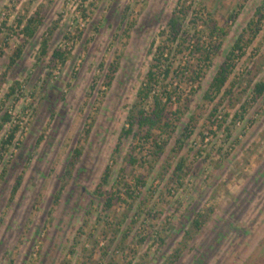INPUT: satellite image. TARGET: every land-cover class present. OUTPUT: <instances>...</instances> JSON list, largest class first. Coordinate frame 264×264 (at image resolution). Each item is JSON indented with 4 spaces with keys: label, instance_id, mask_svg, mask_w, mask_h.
<instances>
[{
    "label": "rangeland",
    "instance_id": "rangeland-1",
    "mask_svg": "<svg viewBox=\"0 0 264 264\" xmlns=\"http://www.w3.org/2000/svg\"><path fill=\"white\" fill-rule=\"evenodd\" d=\"M179 1L0 0V125L5 113L12 118L0 144L18 128L0 166V173L8 169L0 184V264H264V97L251 101L254 83L264 78V8L255 15L264 0H196L197 9L205 7L201 21L210 13L227 35L212 39L221 46L210 67L192 62L205 75L181 85L184 116L178 104L169 108L178 124L174 136L155 132L168 142L160 157L151 155L152 142L119 140L146 80L152 43L160 44ZM35 12L44 23L5 80L22 43L19 24ZM252 19L260 25L255 38L246 30ZM50 31L49 53L40 59ZM241 35L246 47L229 83L214 102L206 100ZM57 49L70 51L65 64L53 61ZM179 57L185 65L189 50ZM15 80L21 86L8 97ZM186 127L190 138L178 151ZM182 159L180 183L174 174ZM107 169L110 182L100 186ZM20 174L24 181L11 201ZM98 189L115 198L111 208ZM200 213L210 216L197 230Z\"/></svg>",
    "mask_w": 264,
    "mask_h": 264
},
{
    "label": "trees",
    "instance_id": "trees-1",
    "mask_svg": "<svg viewBox=\"0 0 264 264\" xmlns=\"http://www.w3.org/2000/svg\"><path fill=\"white\" fill-rule=\"evenodd\" d=\"M188 2H190L191 4L187 5ZM195 5L196 0H180L178 2L177 8L173 11L169 19L167 28L162 30L159 34L160 44L156 45L154 44V42L152 43L150 54L153 55V58L150 64V68L146 74V80L142 83L141 88L138 91L137 100L130 109L126 126L123 128L120 135V141H122L124 138L132 137L134 140L138 139L140 141V144L150 145V143L152 142L151 147L153 148L151 150V155L153 154L154 156L160 157L165 152L166 145L168 143L167 141H162L160 143V141L158 140V135L155 132H160V137L163 134H172L173 137L178 126V124H176L169 118V108L172 105L178 104L179 107L177 109V112L183 114L182 116L185 115L184 112H181V102L183 101L181 95L179 94L181 85L195 81L201 75H205V72H203V69L200 68V65H195L193 63L204 62L208 67H210L213 62V55L217 53V50H219L221 46L220 43L216 45L212 39L216 36L221 37L227 35V31L217 24L210 13L208 14L209 17H207L204 21H201L202 17H199L198 13H200L201 11H205V7H200L199 9H197ZM263 8L264 2L256 9L255 15H258ZM189 18L190 20H188ZM43 23L44 17L39 12H35L32 16L27 17L26 19H24V21L22 20L20 22L19 26L21 27V30L19 35L22 36V43L18 46L14 55L11 57L8 70L4 73L5 80L9 75V72L12 71L13 68L22 59L25 48L29 44L28 40L34 39L37 36L38 30ZM200 24H203V28H199ZM246 30H250L252 32V38H255L260 32V25L259 23H256L255 19H252L248 24V29ZM1 34H3V31L0 29V35ZM51 35L52 31H50L49 36L47 35V38H44L41 42V51L39 57L40 59L42 56H46L49 53V42ZM249 42H252V40L250 39ZM245 47L244 36L241 35L239 38H237L231 50L229 51L226 60L223 62V64L215 74L209 86V89L204 95V98L206 100L214 102L217 97L221 93H223L237 66L236 61L244 55ZM186 49L189 50L190 59L188 60V62L186 61L187 63L185 65H181V63H179L181 57L179 56ZM70 54V51H62L61 49H57L54 51L52 59L53 61L56 60L60 64H65ZM113 64L114 65L111 66L112 68H114L112 70L113 72L108 76L109 81L106 83L108 87L111 86L113 82V75L117 73L120 65L118 61L117 63L115 62ZM2 84L3 83H0V87L2 86ZM20 86V82L15 80L14 84L10 87V92L7 96L10 97L11 95H13L17 91V89L20 88ZM233 89L234 85L232 86V90ZM262 97H264V78L254 83L251 101L255 103ZM189 102L190 100L186 101V108H189ZM247 105L248 103H246L242 107V113L236 114L237 119L239 117L240 119L244 118V115L248 111ZM217 112L218 107H215L212 111L211 117L214 118ZM11 120V116L8 113H5L0 125V132L7 123L11 122ZM179 120L180 119H178L177 121L179 122ZM185 129L186 130L184 131V133H181V137L177 138L178 151H181L183 149L184 145L190 138L188 133L189 131L187 130L188 128L186 127ZM17 132L18 128L14 127L1 141L0 166L2 165L1 161H3L6 156L3 154L10 151V148L16 139ZM91 132L92 124H88L85 128L84 137H89ZM44 137L45 135H42V138L39 140L40 143L41 140L44 139ZM145 147L146 146H143V148ZM82 153V148L75 150L70 164V173L71 170L75 168V165L82 156ZM129 162L131 164H137L138 160L136 159V157H133V155H131V159ZM185 168L186 159H182L177 166L174 178L178 179V181L183 179V171ZM7 173L8 169L7 167H4V169L0 173V184H2V182L4 181ZM24 174H20L18 176L17 181L13 186L11 201L14 200L23 184ZM110 178L111 172L109 169H107L104 173L100 186H107L110 182ZM141 181L142 178L138 179V182ZM97 192H101V194H99V197L105 198L106 207L111 208L113 206L115 198L108 195L107 191H101L100 189H98ZM60 196L61 193H58L57 199H59ZM41 199L42 198L40 197L37 205H39ZM209 214L210 213L205 216L203 215V213H200L197 215V217H195L193 225L197 230L202 229V227L206 223V219H208V217L210 216ZM28 229L29 225H26V230ZM120 230L121 229L118 227V231ZM159 238L161 242L165 241V239L161 236H159Z\"/></svg>",
    "mask_w": 264,
    "mask_h": 264
},
{
    "label": "built area",
    "instance_id": "built-area-1",
    "mask_svg": "<svg viewBox=\"0 0 264 264\" xmlns=\"http://www.w3.org/2000/svg\"><path fill=\"white\" fill-rule=\"evenodd\" d=\"M62 47H63L64 49L68 48L67 45H65V46L62 45ZM189 85L192 86V85H195V83L192 81V82L189 83Z\"/></svg>",
    "mask_w": 264,
    "mask_h": 264
}]
</instances>
